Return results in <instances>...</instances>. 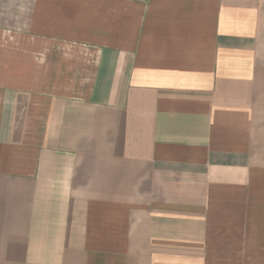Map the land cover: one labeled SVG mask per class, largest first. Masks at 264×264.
<instances>
[{
	"label": "crops",
	"instance_id": "crops-1",
	"mask_svg": "<svg viewBox=\"0 0 264 264\" xmlns=\"http://www.w3.org/2000/svg\"><path fill=\"white\" fill-rule=\"evenodd\" d=\"M0 264H264V0H0Z\"/></svg>",
	"mask_w": 264,
	"mask_h": 264
}]
</instances>
